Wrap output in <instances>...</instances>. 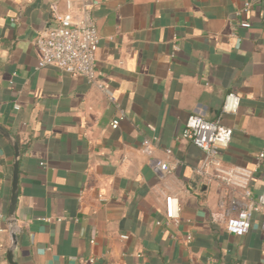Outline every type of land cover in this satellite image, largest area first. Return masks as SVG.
<instances>
[{
    "label": "crops",
    "instance_id": "crops-1",
    "mask_svg": "<svg viewBox=\"0 0 264 264\" xmlns=\"http://www.w3.org/2000/svg\"><path fill=\"white\" fill-rule=\"evenodd\" d=\"M72 2L91 5L104 89L38 66L35 37L65 0H0V125L20 150L10 220L14 151L0 134V264L13 234L18 264H264L260 215L243 236L228 233L221 188L204 182L203 152L180 137L191 114L220 119L232 133L222 164L255 168L249 188L261 192L264 0ZM229 92L238 108L223 113ZM153 136V156L173 166L163 178L140 148ZM169 194L179 221L156 224Z\"/></svg>",
    "mask_w": 264,
    "mask_h": 264
},
{
    "label": "built area",
    "instance_id": "built-area-1",
    "mask_svg": "<svg viewBox=\"0 0 264 264\" xmlns=\"http://www.w3.org/2000/svg\"><path fill=\"white\" fill-rule=\"evenodd\" d=\"M72 0H65V10L55 8L50 26L37 34L34 40L39 52L38 66H55L72 76H82L89 82L104 89L105 85L96 81V52L99 46V34L91 5L85 2L78 9H73ZM247 9V4L244 10ZM248 22L241 26L247 27ZM239 96L229 92L222 105L223 113L236 112ZM119 118L110 122L116 128ZM181 138L190 140L203 155L196 172L206 184L216 183L220 188L218 198V217L224 221L225 230L235 236H243L251 226L254 214L260 215V228L264 233V185L257 196L249 188L250 178L255 168L239 166L227 167L222 164L221 154L229 145L231 131L221 124L220 119L207 120L199 114H191L185 121ZM158 138H144L140 142L142 152L148 156L150 165L159 178L169 174L173 166L167 161L153 156V148ZM170 154V149H165ZM262 153L258 155L260 159ZM180 201L176 195L164 197V217L156 224H177L179 221ZM191 240L187 235L186 242ZM264 248V239L262 241ZM91 263L92 257L87 258Z\"/></svg>",
    "mask_w": 264,
    "mask_h": 264
},
{
    "label": "water",
    "instance_id": "water-1",
    "mask_svg": "<svg viewBox=\"0 0 264 264\" xmlns=\"http://www.w3.org/2000/svg\"><path fill=\"white\" fill-rule=\"evenodd\" d=\"M0 134L11 144L14 151L13 159V170H12V183H11V196L8 209V219H15V208L17 202V192H18V161H19V145L15 138L0 125ZM16 247V236L12 235L11 245L6 252V259L9 264H18L14 258V251Z\"/></svg>",
    "mask_w": 264,
    "mask_h": 264
}]
</instances>
